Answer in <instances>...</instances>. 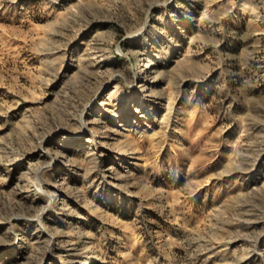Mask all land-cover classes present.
I'll use <instances>...</instances> for the list:
<instances>
[{
    "label": "rangeland",
    "instance_id": "1",
    "mask_svg": "<svg viewBox=\"0 0 264 264\" xmlns=\"http://www.w3.org/2000/svg\"><path fill=\"white\" fill-rule=\"evenodd\" d=\"M0 264H264V0H0Z\"/></svg>",
    "mask_w": 264,
    "mask_h": 264
},
{
    "label": "bare ground",
    "instance_id": "2",
    "mask_svg": "<svg viewBox=\"0 0 264 264\" xmlns=\"http://www.w3.org/2000/svg\"><path fill=\"white\" fill-rule=\"evenodd\" d=\"M87 123H88V121L85 122V121L83 120V125H84V126H87ZM117 132H118V131H117ZM45 149H46V148H45ZM109 168H112V167L110 166Z\"/></svg>",
    "mask_w": 264,
    "mask_h": 264
}]
</instances>
